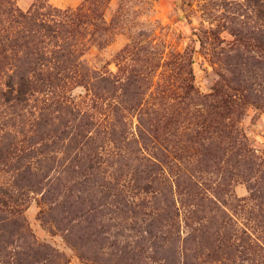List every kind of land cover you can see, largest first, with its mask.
Here are the masks:
<instances>
[{
  "label": "trees",
  "instance_id": "obj_1",
  "mask_svg": "<svg viewBox=\"0 0 264 264\" xmlns=\"http://www.w3.org/2000/svg\"><path fill=\"white\" fill-rule=\"evenodd\" d=\"M125 1L118 0L107 20L100 8L103 0H82L73 10L50 8L42 17L21 11L12 0H0V173L18 175L23 167L30 176L49 179L52 171L60 173L68 163L85 159L87 144L103 135L113 149L121 147L117 140L127 141L143 152L139 160L146 166L170 170L171 184L180 194V173L191 162L179 150L192 148L201 154L220 142L235 150L233 177L248 190L238 199L247 214L240 232L258 240L256 232L264 236V158L254 154L246 134L231 124L251 91L217 82L210 93L201 94L194 85L192 50L165 54L142 29L126 34L129 41L110 61L115 72L107 68L109 62L101 72L80 59L91 46H106L127 32ZM221 7L216 26L264 62V0H244L235 11ZM209 32L218 39L211 26ZM72 86L89 92L84 105L68 95ZM224 128H230L228 134L219 133ZM204 156L196 166L209 160ZM86 159L90 166L105 162L97 148ZM17 189L0 182V264L44 263L45 257L29 259L45 245L30 232L23 204L14 199ZM23 235L31 240L27 249L32 255L20 249L18 238Z\"/></svg>",
  "mask_w": 264,
  "mask_h": 264
},
{
  "label": "rangeland",
  "instance_id": "obj_2",
  "mask_svg": "<svg viewBox=\"0 0 264 264\" xmlns=\"http://www.w3.org/2000/svg\"><path fill=\"white\" fill-rule=\"evenodd\" d=\"M12 1L21 11L42 17L52 12L50 8L73 10L82 0ZM243 2L126 0L127 32L117 34L106 46H91L80 59L101 72L109 62L107 68L115 72L116 65L110 61L129 41L126 34L140 29L165 54L191 49L194 85L201 94L210 93L217 82L244 85L251 91L249 101L232 113L231 124L246 134L254 154L264 158L263 58L253 59L249 47L245 50L234 36L216 26L224 11L221 6L235 11ZM101 4L104 17L110 20L118 0ZM210 26L218 39L209 32ZM88 93L82 86L68 91L81 106L88 101ZM229 129L219 133L228 134ZM117 143L121 147L115 150L108 138L98 136L87 144L84 155L87 158L97 148L104 163L90 166L86 158L80 159L68 163L60 173L52 171L43 181L23 167L18 175L0 173V182L18 188L14 199L23 204V216L37 243L45 245L29 259L47 258L39 264H264V236L256 232V240L240 232L246 228L247 214L238 199L247 196L248 190L245 182L234 180L232 146L217 142L201 154L192 148L179 150L193 165L180 173L184 189L177 194L170 170L160 172L146 166L139 160L143 152L134 144ZM204 154L209 160L196 166ZM237 236L244 238L237 240ZM18 242L20 249L32 255L27 249L30 239L23 235Z\"/></svg>",
  "mask_w": 264,
  "mask_h": 264
}]
</instances>
